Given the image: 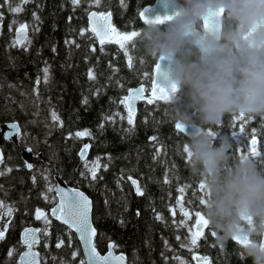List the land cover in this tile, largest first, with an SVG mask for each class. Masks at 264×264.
I'll use <instances>...</instances> for the list:
<instances>
[{
    "label": "trees",
    "instance_id": "obj_1",
    "mask_svg": "<svg viewBox=\"0 0 264 264\" xmlns=\"http://www.w3.org/2000/svg\"><path fill=\"white\" fill-rule=\"evenodd\" d=\"M178 2L201 32L197 0ZM228 2L220 50L234 71L224 84L211 93L199 52L184 44L179 60L187 72L178 92L132 116L121 99L132 88L150 89L169 39L168 24L139 18L155 0H0V122L21 130L17 145L0 135V214L7 216L0 264H18L27 228L41 232V264H84L76 236L49 217L57 178L91 198L101 254L113 244L128 264H264V102L241 110L254 89L264 100V49L252 56L246 41V18L264 13V0ZM91 11L112 15L119 36L111 43H97ZM20 28L29 35L17 46ZM212 112L219 115L208 122ZM176 122L204 134L191 141ZM83 148L88 156L80 162ZM26 149L32 171L22 160ZM241 197L253 205L249 249L229 233L240 223L234 204ZM201 257L207 261L197 263Z\"/></svg>",
    "mask_w": 264,
    "mask_h": 264
},
{
    "label": "water",
    "instance_id": "obj_2",
    "mask_svg": "<svg viewBox=\"0 0 264 264\" xmlns=\"http://www.w3.org/2000/svg\"><path fill=\"white\" fill-rule=\"evenodd\" d=\"M197 5L204 29L202 35L197 33L191 14L177 0H156L154 6L145 8L139 15L140 20L150 26H159L163 22L170 26L169 42L162 47L154 71V82L148 95L151 100L170 99L183 83L186 66L179 63L177 55L181 44L185 41L201 53L203 68L210 82L211 92H215L233 72V66L221 54L218 47L223 31L224 14L231 9V6L226 0H197ZM87 21L91 32L100 45L109 43L118 34V30L112 27L111 14L102 15L90 12ZM248 28L250 29L248 42L251 53L256 54L264 47L263 15L259 12L251 13L248 16ZM15 38L17 44L22 45L27 40L28 34L26 31H19L15 34ZM261 100L258 95L250 96L243 104V108H252ZM147 102L148 99L143 87L130 90L128 95L122 99V103L131 115H136L139 105ZM215 116V114L210 116L209 120ZM175 128L192 141L199 139L203 134V129L197 126L178 123ZM0 134L7 141L17 145L21 130L16 123L3 125L0 123ZM86 155V151L82 152L81 159H84ZM3 159V152L0 149V168ZM34 159L30 149H26L22 154V160L27 171H32ZM132 186L135 193H139L138 183L132 182ZM56 191L57 205L51 209L50 217L76 235L85 258V264H128L126 255L115 253L112 244L109 245L108 251L104 255H100L94 247L97 232L93 226V202L89 197L84 192L68 186L60 178L56 179ZM234 207L242 224H235L230 227L231 239L240 247L250 248L251 243L245 227L251 223L249 216L252 204L242 197L235 202ZM201 230L202 225L197 228L198 232ZM30 232L32 235H29ZM20 239L22 242L27 240L29 246L21 253L18 260L19 264H41L39 254L33 250L34 244L39 243L38 233L34 230H26L21 233ZM204 261L203 258L197 259V263Z\"/></svg>",
    "mask_w": 264,
    "mask_h": 264
},
{
    "label": "rangeland",
    "instance_id": "obj_3",
    "mask_svg": "<svg viewBox=\"0 0 264 264\" xmlns=\"http://www.w3.org/2000/svg\"><path fill=\"white\" fill-rule=\"evenodd\" d=\"M212 120H214V118ZM252 148L255 149V147H252ZM0 217H1L0 227L3 228L4 227V224H5V218L1 214H0Z\"/></svg>",
    "mask_w": 264,
    "mask_h": 264
},
{
    "label": "bare ground",
    "instance_id": "obj_4",
    "mask_svg": "<svg viewBox=\"0 0 264 264\" xmlns=\"http://www.w3.org/2000/svg\"><path fill=\"white\" fill-rule=\"evenodd\" d=\"M81 29V28H80ZM78 41V40H77ZM195 72V71H194ZM242 72V71H241ZM190 81V80H189ZM233 121V120H232ZM1 123V122H0ZM234 123V122H233ZM2 124V123H1ZM16 124H18V123H16ZM3 125V124H2ZM20 128V127H19ZM1 135V134H0ZM3 137V136H2ZM3 139H4V137H3ZM5 141H7L6 139H4ZM7 142H9V141H7ZM11 143V142H10ZM1 149V148H0ZM2 150V149H1ZM3 152V151H2ZM3 156H4V154H3ZM192 173V172H191ZM202 178V177H201ZM188 186V185H187ZM228 189V188H227ZM181 192V191H180ZM230 193V192H229ZM233 194V193H232ZM55 195V194H54ZM232 197V196H231ZM229 199V198H228ZM93 205V204H92ZM192 208V207H191ZM104 233V232H103ZM180 235V234H179ZM168 240V239H167ZM191 241V240H190ZM79 242V241H78ZM180 244V243H179ZM79 263V262H78Z\"/></svg>",
    "mask_w": 264,
    "mask_h": 264
}]
</instances>
